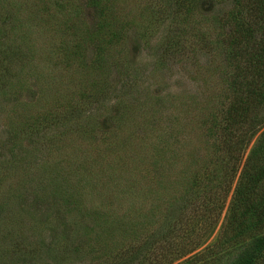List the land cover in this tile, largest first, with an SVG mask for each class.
<instances>
[{"label": "rangeland", "instance_id": "1", "mask_svg": "<svg viewBox=\"0 0 264 264\" xmlns=\"http://www.w3.org/2000/svg\"><path fill=\"white\" fill-rule=\"evenodd\" d=\"M245 2L0 0V264H264V223L221 233L264 159Z\"/></svg>", "mask_w": 264, "mask_h": 264}, {"label": "trees", "instance_id": "2", "mask_svg": "<svg viewBox=\"0 0 264 264\" xmlns=\"http://www.w3.org/2000/svg\"><path fill=\"white\" fill-rule=\"evenodd\" d=\"M246 6V21L247 22H259L261 25L264 24V9L258 11L259 8L264 7V0H246L244 3ZM249 19V20H248ZM258 25V24H257ZM262 27V26H261ZM234 116H232V122L234 121ZM238 119V118H236ZM264 130L260 134V138ZM261 141L257 139V142ZM258 145L257 147H259ZM262 177H264V159L262 153L254 154L253 151L243 160L242 167L237 175L235 185L233 186L230 201L228 203V215H227V225L221 233H225L226 229H231V223L238 222L243 223V219L246 217H252L253 220L248 222L251 223L253 229H258L264 223V217L261 216L260 207H257V201L254 199L253 195H259L258 189L254 188L255 182L258 180L261 182ZM259 182L257 184H259ZM257 187H260L256 185ZM261 191V189H259ZM255 195V196H256ZM254 199V200H251ZM249 213V214H247ZM222 240V234L219 237ZM219 241V239L217 240ZM255 243L259 246L264 244V234H260L255 237ZM246 253V256L244 257ZM256 254H250L244 252L241 254L240 259L237 264H252L251 260Z\"/></svg>", "mask_w": 264, "mask_h": 264}]
</instances>
